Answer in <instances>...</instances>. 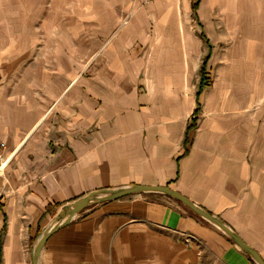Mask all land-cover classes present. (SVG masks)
<instances>
[{
  "label": "crops",
  "instance_id": "0c3cea01",
  "mask_svg": "<svg viewBox=\"0 0 264 264\" xmlns=\"http://www.w3.org/2000/svg\"><path fill=\"white\" fill-rule=\"evenodd\" d=\"M98 1L82 4L94 22L77 47L73 24L0 9V264H31L64 205L135 184L179 191L264 259V120L244 113L264 95V0H135L120 24L131 0ZM210 258L256 264L180 202L141 192L75 214L38 264Z\"/></svg>",
  "mask_w": 264,
  "mask_h": 264
},
{
  "label": "water",
  "instance_id": "95a60500",
  "mask_svg": "<svg viewBox=\"0 0 264 264\" xmlns=\"http://www.w3.org/2000/svg\"><path fill=\"white\" fill-rule=\"evenodd\" d=\"M141 192L162 193L172 199H175L176 201L189 208L196 215L210 221L211 223L219 227L230 238V240L244 253L248 254L256 264H264V259L260 255V253L254 247L248 244L236 231L229 227L218 216L198 206L187 196L183 195L182 193L171 187H168L166 185L143 184H135L120 188L92 191L71 201L69 204L64 205L60 213L56 217L54 223L39 235L36 242L32 246L31 264H38V257L40 255L41 249L49 235L59 226L67 223L75 214L82 211L88 205L106 200L117 199Z\"/></svg>",
  "mask_w": 264,
  "mask_h": 264
},
{
  "label": "rangeland",
  "instance_id": "374dc122",
  "mask_svg": "<svg viewBox=\"0 0 264 264\" xmlns=\"http://www.w3.org/2000/svg\"><path fill=\"white\" fill-rule=\"evenodd\" d=\"M87 1L90 2V4L97 5L99 3L98 0H0V9L2 7H8V8H18V9H25L26 12V20L29 21L36 18V22H30V27L33 26V24H42L43 21H48L52 19L54 22H56L58 25L64 27L65 24H73L74 28L77 29V33H75V47H77V43H80L81 36H82V29L83 27L87 26L88 24H92L94 20H92L91 15H84L82 16V4ZM195 0H192V2ZM141 2L131 0L129 1L127 8L122 16H120L119 23H124V20L128 18L129 14V7H137L140 5ZM144 3V2H143ZM37 14V15H34ZM17 15V14H16ZM205 35V34H204ZM223 45L220 44L221 49L226 45L225 40L222 41ZM213 47H215V41L213 40ZM214 50V48H213ZM206 59L203 56V60ZM207 62V61H206ZM208 69V63H205V70ZM217 68L216 66H213V82L216 77ZM238 73L234 69V74L238 76ZM207 74V73H206ZM211 79L208 78L207 83L210 84ZM234 98V97H233ZM232 98V99H233ZM230 99V100H232ZM264 95L260 97L259 99L252 101L250 104V107L244 111L247 116H251L255 119V122H257V125H260L264 120ZM230 114H234L231 111L228 110ZM236 114L234 116H231L232 118H235L237 115L241 116V113L238 114V110L235 111ZM205 264H213V258H210L208 262ZM217 264V263H214Z\"/></svg>",
  "mask_w": 264,
  "mask_h": 264
},
{
  "label": "trees",
  "instance_id": "16d2710c",
  "mask_svg": "<svg viewBox=\"0 0 264 264\" xmlns=\"http://www.w3.org/2000/svg\"><path fill=\"white\" fill-rule=\"evenodd\" d=\"M193 8H196V6L193 5ZM205 62H206V60L203 61L202 66L200 68V73H201V76H202L200 88H202L203 86L208 84L207 81H204V79H205L204 77H205V73H206L205 72ZM193 125H194V123H192V125H189L188 128L192 127Z\"/></svg>",
  "mask_w": 264,
  "mask_h": 264
},
{
  "label": "built area",
  "instance_id": "2783aa9c",
  "mask_svg": "<svg viewBox=\"0 0 264 264\" xmlns=\"http://www.w3.org/2000/svg\"><path fill=\"white\" fill-rule=\"evenodd\" d=\"M5 162H6V160H5V159H2V160H1V166H2L3 164H5Z\"/></svg>",
  "mask_w": 264,
  "mask_h": 264
}]
</instances>
